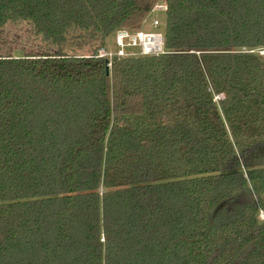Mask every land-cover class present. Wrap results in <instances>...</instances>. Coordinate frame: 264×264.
Segmentation results:
<instances>
[{"label": "trees", "instance_id": "1", "mask_svg": "<svg viewBox=\"0 0 264 264\" xmlns=\"http://www.w3.org/2000/svg\"><path fill=\"white\" fill-rule=\"evenodd\" d=\"M159 1L0 0V264H264V0H167L109 70Z\"/></svg>", "mask_w": 264, "mask_h": 264}, {"label": "built area", "instance_id": "2", "mask_svg": "<svg viewBox=\"0 0 264 264\" xmlns=\"http://www.w3.org/2000/svg\"><path fill=\"white\" fill-rule=\"evenodd\" d=\"M167 11V2L158 3L152 10L153 13L162 12L164 14ZM152 25L151 30L130 31L124 28L118 29L112 35L117 50L112 52L103 49L98 52L96 58L106 59L108 61V69L110 70L117 61L153 58L169 54L166 49L165 24L161 23L159 19H154ZM261 54H264V52H261Z\"/></svg>", "mask_w": 264, "mask_h": 264}, {"label": "rangeland", "instance_id": "3", "mask_svg": "<svg viewBox=\"0 0 264 264\" xmlns=\"http://www.w3.org/2000/svg\"><path fill=\"white\" fill-rule=\"evenodd\" d=\"M167 0H160L158 3H166ZM157 3V4H158ZM156 4V5H157ZM155 5V6H156ZM154 9V8H153ZM154 19H159V21L163 24L166 23V14L160 12V13H150L148 16H146V18L143 20V22L141 23L139 28H124L126 30H130V31H136V30H151L152 29V22ZM27 28L25 27V25H17L16 23H12L10 22V24H8L6 30L14 36H22L23 40L26 39L25 38V30ZM105 50L107 51H112L115 52L117 50L116 46L114 45V38L113 36H110L105 43ZM85 54H89L88 50H86V52H84ZM260 218L263 220L264 219V214H261Z\"/></svg>", "mask_w": 264, "mask_h": 264}, {"label": "water", "instance_id": "4", "mask_svg": "<svg viewBox=\"0 0 264 264\" xmlns=\"http://www.w3.org/2000/svg\"><path fill=\"white\" fill-rule=\"evenodd\" d=\"M108 63V61H106ZM107 75L110 76L109 70L107 71Z\"/></svg>", "mask_w": 264, "mask_h": 264}]
</instances>
